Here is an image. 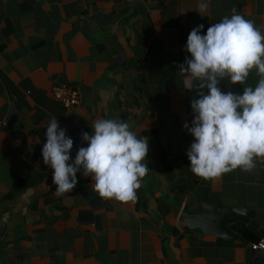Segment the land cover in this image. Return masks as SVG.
I'll return each mask as SVG.
<instances>
[{
	"label": "crops",
	"instance_id": "0c3cea01",
	"mask_svg": "<svg viewBox=\"0 0 264 264\" xmlns=\"http://www.w3.org/2000/svg\"><path fill=\"white\" fill-rule=\"evenodd\" d=\"M201 2L0 0V264H253L251 244L264 238V165L209 180L192 173L194 137L183 125L191 127L198 82L178 66L191 58L187 37L198 25L206 34L237 13L264 32V0H207L204 13ZM258 79L253 70L246 86ZM56 85L78 92L74 108L53 99ZM218 87L242 94L245 85L225 78ZM54 116L74 141L70 163L97 119L148 137L135 202L101 198L82 169L71 192H55L42 157ZM204 201L255 215L229 219L233 237L224 239L182 217L185 207L204 212Z\"/></svg>",
	"mask_w": 264,
	"mask_h": 264
},
{
	"label": "clouds",
	"instance_id": "9594fccd",
	"mask_svg": "<svg viewBox=\"0 0 264 264\" xmlns=\"http://www.w3.org/2000/svg\"><path fill=\"white\" fill-rule=\"evenodd\" d=\"M207 9L203 0L198 12ZM203 27L198 25L188 34L186 51L191 58L186 57L178 70L198 82L194 88L199 98L191 101V127L187 122L183 125L194 137L186 154L192 173L209 180L237 168L251 172L257 160L264 165V32L237 13L211 24L206 34H201ZM253 70L258 83L246 86ZM225 78L245 85L243 93L222 92L218 84ZM92 127L94 134H81L87 147H80L70 163L74 141L55 116L49 120L42 157L53 169L55 192H71L82 169L101 198L135 202L142 178L148 174L144 163L148 137H138L127 122L116 118L97 119Z\"/></svg>",
	"mask_w": 264,
	"mask_h": 264
},
{
	"label": "water",
	"instance_id": "95a60500",
	"mask_svg": "<svg viewBox=\"0 0 264 264\" xmlns=\"http://www.w3.org/2000/svg\"><path fill=\"white\" fill-rule=\"evenodd\" d=\"M204 212L192 213L186 207L182 210V217L186 220L189 228H200L202 232L213 234L224 239L232 238L226 223L229 219L238 215L253 217L255 214L246 207L227 206L224 204H213L204 201L202 205ZM219 209V210H218ZM264 263V249L259 250L253 259V264Z\"/></svg>",
	"mask_w": 264,
	"mask_h": 264
},
{
	"label": "built area",
	"instance_id": "2783aa9c",
	"mask_svg": "<svg viewBox=\"0 0 264 264\" xmlns=\"http://www.w3.org/2000/svg\"><path fill=\"white\" fill-rule=\"evenodd\" d=\"M51 94L53 99L67 110H71L79 102L78 92L66 85H56L52 87ZM251 248L253 250L264 249V238L252 243Z\"/></svg>",
	"mask_w": 264,
	"mask_h": 264
},
{
	"label": "trees",
	"instance_id": "16d2710c",
	"mask_svg": "<svg viewBox=\"0 0 264 264\" xmlns=\"http://www.w3.org/2000/svg\"><path fill=\"white\" fill-rule=\"evenodd\" d=\"M235 218H240V217L239 216L238 217L236 216Z\"/></svg>",
	"mask_w": 264,
	"mask_h": 264
}]
</instances>
